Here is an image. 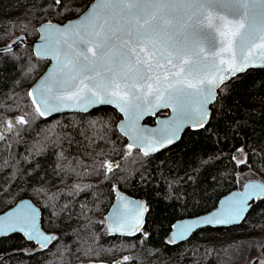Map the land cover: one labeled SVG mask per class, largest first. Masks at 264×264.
Wrapping results in <instances>:
<instances>
[{"label":"trees","instance_id":"obj_1","mask_svg":"<svg viewBox=\"0 0 264 264\" xmlns=\"http://www.w3.org/2000/svg\"><path fill=\"white\" fill-rule=\"evenodd\" d=\"M92 1L69 0L61 11L53 0H0V48L20 36L34 40L38 25L75 18ZM46 67L29 45L0 55V132L6 136L0 141V213L29 198L41 211L42 228L58 240L41 251L22 234L0 238V264H125V256L127 264H224L223 248L249 240L264 251V199L252 202L237 227L200 229L177 244L170 237L177 220L215 208L244 173L264 183V68L229 81L203 129L187 130L160 153L133 149L125 159L126 141L116 128L121 117L111 107L50 119L34 114L27 92ZM26 113L27 126L4 129L5 120ZM241 152L246 163L238 165ZM105 160L120 164L107 177L100 167ZM114 187L147 206L143 233L108 232Z\"/></svg>","mask_w":264,"mask_h":264},{"label":"snow or ice","instance_id":"obj_2","mask_svg":"<svg viewBox=\"0 0 264 264\" xmlns=\"http://www.w3.org/2000/svg\"><path fill=\"white\" fill-rule=\"evenodd\" d=\"M68 3L53 0V7L63 11ZM87 8L75 23L43 27L35 56L47 57L53 66L27 97L34 114L45 119L66 108L87 112L114 106L124 117L117 127L130 141L125 159L133 149L148 156L175 142L185 126L204 128L209 106L228 82L248 68L264 67V0H94ZM10 51L8 45L0 55ZM160 109L172 112L170 119L159 121L162 127L140 126L144 115ZM27 115L3 123L15 131L30 123ZM5 139L0 132V141ZM100 167L107 177L120 164L105 160ZM254 198L264 199V185H245L244 192L221 202L220 211L175 226L172 242L186 238L200 223H238ZM116 199L120 203L108 218L109 232L135 234L142 226L143 205L126 208L122 196ZM37 217L30 203L21 204L0 217V238L23 233L47 250L58 237L41 231ZM130 259L123 258L125 264Z\"/></svg>","mask_w":264,"mask_h":264},{"label":"water","instance_id":"obj_3","mask_svg":"<svg viewBox=\"0 0 264 264\" xmlns=\"http://www.w3.org/2000/svg\"><path fill=\"white\" fill-rule=\"evenodd\" d=\"M94 2V0L92 1ZM88 10V8H86L79 16L75 17V18H72V19H68L62 23H58V22H52V21H48V22H43L41 23L40 25H38L37 27V37L36 39H34L31 43H30V47H31V50H32V53L34 55V57L36 58L35 56V51L38 49L39 45L42 43V40H41V37L44 35V31H43V27L45 25H48V24H51L55 27H62L64 25H67L69 23H75L77 22L84 14L85 12ZM39 30V31H38ZM24 40V37L23 36H20L19 39H17V43ZM17 43H12L10 44L11 45V48L14 47L15 44ZM6 47L4 48H0V51H3ZM37 59V58H36ZM38 60H43V61H47L48 64H47V67L45 68V70L43 71V73L40 74V76L31 84V86L29 87L28 91L29 90H32L34 89L35 87H37L41 81L47 76L49 70L52 68L53 66V63L50 59H48L47 57L45 58H42V59H38ZM261 68H264V67H251V68H248L247 70H245L243 73H240L239 75L241 74H244L246 73L247 71L249 70H252V69H261ZM31 100V99H30ZM213 105V104H212ZM210 105V116H211V106ZM101 107H111L113 109H115L117 111V113L120 115L121 119L118 121L117 125H116V128L119 132V134L121 136H123L125 139H126V145L128 143H130V141L128 140V138L124 135L121 134V132L119 131L118 129V125L123 121L124 117H123V114L117 110L114 106L112 105H102L100 106L99 108ZM92 110L94 109H89V111L87 112H81V111H78V110H75L73 108H66L62 111H59V112H54V113H51L46 119H50L52 117H55L57 115H61V114H68V113H89L91 112ZM161 112H168L167 115H164V116H159L158 114L161 113ZM172 115V112L170 109H160L156 112L155 115H144L143 118L139 121L140 123V126L142 128H145V129H150V130H156L160 127H162V125L159 123V121H165V120H168L170 119ZM148 118H153L154 119V123L153 124H149V123H146V119ZM45 119V118H44ZM9 120H14L13 118L9 119ZM209 122V120L207 121V123ZM207 125V124H206ZM203 129V128H201ZM201 129H195L191 126H185L179 133V138L177 140H175V142L171 143V144H168L164 147H161L159 148L158 150L156 151H153L151 152L148 156H151V155H154V154H157V153H160L166 149H168L169 147L175 145L176 143H178L181 139V137L183 136V134L187 131V130H191V131H197V130H201ZM134 150H138V149H134ZM139 151V150H138ZM140 152V151H139ZM142 155L143 153L140 152ZM113 163H117V161H113ZM245 185H264L263 182L259 181V180H249L247 181L245 184H243V186L240 188V189H235V190H232L228 193H226L225 195H223L222 197H220V199L218 200L217 202V205L215 206V208H213L212 210L204 213V214H200V215H197V216H193V217H187V218H183V219H179L177 220L173 225H172V228H171V231H170V237L173 241L174 237L176 236V227L177 225H180V224H185V223H192L193 221H202L205 217H209L211 214L215 213V212H218L221 210V202L222 201H228L230 198H232L234 196V194L236 193H241V192H244L245 191ZM116 196L114 197L106 215H105V225H106V228L109 232V228L112 226L111 225V221L108 219L112 212L114 211L115 207L120 203L116 197L117 195H120L124 198V200L128 203H126L124 205V207L126 208H131L133 207L134 205H143V209L140 211L139 213V220L142 221V226L144 224V221H145V218L147 216V206L145 205V203L139 199V198H136V197H133V196H130L126 193H123V192H120L118 188H116ZM257 200L256 198H254L253 200H250L248 203H249V207L246 208V211L242 217V219L238 222V223H232V224H204V223H200L198 224L197 226L193 227L192 231L186 236V238L184 239H180V240H176V242L174 243H180V242H184L186 241L187 239H189V237L194 234L195 232H197L198 230L200 229H204V228H214V229H223V228H233V227H237L241 224V222L245 219L249 209H250V205L252 204L253 201ZM24 203H30L34 208H36L38 210V217H37V226L40 228L41 231H43L45 234H48V235H52L51 233L45 231L43 228H42V225H41V211L39 209V207L29 198H23V199H20L19 201H17L16 203H14L11 207L7 208L5 211L1 212L0 213V217H3L4 215H6L7 213L13 211L14 209H16L18 206H20L21 204H24ZM142 226L138 229L140 230L142 228ZM137 230V231H138ZM137 231L135 232V234L137 233ZM110 233V232H109ZM123 233V230L121 231H117V232H113V233H110L112 235H118V236H126V235H134V234H122ZM13 234H22L23 233H11L9 235H13ZM27 240V239H26ZM28 241V240H27ZM29 242H33L35 245L39 246L38 244H36L34 241H29ZM50 245V244H49ZM119 262V261H117ZM117 262L113 263V264H117Z\"/></svg>","mask_w":264,"mask_h":264},{"label":"rangeland","instance_id":"obj_4","mask_svg":"<svg viewBox=\"0 0 264 264\" xmlns=\"http://www.w3.org/2000/svg\"><path fill=\"white\" fill-rule=\"evenodd\" d=\"M71 114H76V113H71ZM4 129L7 131L6 126H4ZM124 140L126 141L125 138L123 139V141ZM236 160L238 165L242 164L240 163V161H244V153L241 152L240 156ZM246 178L254 179L255 176L252 173L243 174V178L240 179V183L237 185L238 186L237 189H240L241 185L244 183V181H246L245 180ZM119 191L122 192V190ZM138 232H142V229L138 230L137 233ZM204 238H208V237H204ZM224 249L225 248H223L220 251L221 252L220 258L224 264H261V262H264V251L261 249V245H259L258 242L256 241L249 240V242L245 244H237L232 249L230 248H228L227 250ZM79 264H96V263L88 262V263H79Z\"/></svg>","mask_w":264,"mask_h":264},{"label":"flooded vegetation","instance_id":"obj_5","mask_svg":"<svg viewBox=\"0 0 264 264\" xmlns=\"http://www.w3.org/2000/svg\"><path fill=\"white\" fill-rule=\"evenodd\" d=\"M19 38H20V37H19ZM19 38H18V39H19ZM35 39H36V38H35ZM16 40H17V39H16ZM25 40H26V39L20 41L19 43L22 44V45H24V46H26V45H29V46H30V43L33 41V40H32V41H25ZM46 62H47V61H46ZM47 64H48V62H47ZM78 114H79V113H78ZM167 114H168V112H161V113H159L158 115H159V116H164V115H167ZM17 117H18V116H17ZM11 118H13V119L15 120L16 117H11ZM11 118H8L7 120H9V119H11ZM146 123H147V122H146ZM153 123H154V119L152 118V122L149 123V124H153ZM244 174H245V173H244ZM236 178H237V177H236ZM241 178H243V175L241 176ZM241 178H240V179H241ZM240 179H237V183H238V182L240 183ZM245 180H246V181H244L243 184H245L247 181H249L250 178H246ZM239 183H238V184H239ZM238 184H236V185H238ZM243 184L241 185V187L243 186ZM241 187H240V188H241ZM114 188H115V187H114ZM122 192H123V191H122ZM123 193H126V192H123ZM126 194H127V193H126ZM115 196H116V193H115L114 197H115Z\"/></svg>","mask_w":264,"mask_h":264},{"label":"bare ground","instance_id":"obj_6","mask_svg":"<svg viewBox=\"0 0 264 264\" xmlns=\"http://www.w3.org/2000/svg\"><path fill=\"white\" fill-rule=\"evenodd\" d=\"M18 43H19V42H18ZM18 43H17V44H18ZM15 45H16V44H15Z\"/></svg>","mask_w":264,"mask_h":264}]
</instances>
